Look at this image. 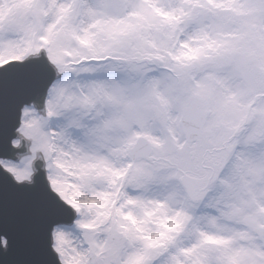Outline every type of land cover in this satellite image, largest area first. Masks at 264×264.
Instances as JSON below:
<instances>
[{
  "label": "snow or ice",
  "instance_id": "snow-or-ice-1",
  "mask_svg": "<svg viewBox=\"0 0 264 264\" xmlns=\"http://www.w3.org/2000/svg\"><path fill=\"white\" fill-rule=\"evenodd\" d=\"M0 264H264V0H0Z\"/></svg>",
  "mask_w": 264,
  "mask_h": 264
}]
</instances>
